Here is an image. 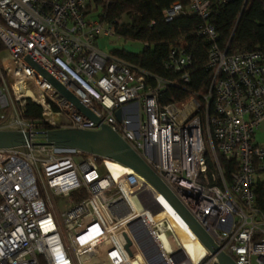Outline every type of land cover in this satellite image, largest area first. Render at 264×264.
<instances>
[{
	"label": "built area",
	"instance_id": "built-area-1",
	"mask_svg": "<svg viewBox=\"0 0 264 264\" xmlns=\"http://www.w3.org/2000/svg\"><path fill=\"white\" fill-rule=\"evenodd\" d=\"M110 1L0 0V41L7 54L0 66L8 77L1 80L0 130L30 138L25 147L0 149V264H40L39 257L46 264H88L100 251L102 264H218L204 246L193 263L171 220L184 232L187 223L140 175L130 170L131 176L117 184L106 167L109 161L63 154L43 144L50 130L17 113L16 106L23 107L27 99L42 109L51 130L94 132L100 125L58 95L25 63L26 57L141 158L218 252L235 264H264V213L254 194L255 183H264V146L254 140L264 123V51L229 53L220 47L211 7L233 0L171 4L162 12L166 23L188 15L202 21L196 33L208 46L206 70L212 78L206 94L161 105L159 96L176 82L100 49L101 38L116 37L117 21L109 22L104 11ZM6 60L18 79L48 91L39 100L17 97ZM192 65V54L174 47L165 68L179 75L178 85L187 90ZM219 157L235 164L228 181ZM79 191L85 197L72 202L69 195ZM61 200L63 212L57 205ZM165 236L173 237L176 248L166 246Z\"/></svg>",
	"mask_w": 264,
	"mask_h": 264
},
{
	"label": "trees",
	"instance_id": "trees-1",
	"mask_svg": "<svg viewBox=\"0 0 264 264\" xmlns=\"http://www.w3.org/2000/svg\"><path fill=\"white\" fill-rule=\"evenodd\" d=\"M175 2L182 6L188 5V0H111L104 10L109 22L117 21L116 37L131 46L113 49L110 54L151 75L176 82V86L166 88L159 96L161 105L184 102L191 93L206 94L212 78V74L206 70L208 46L196 33L202 21L191 15L171 23L163 20L162 12ZM212 6L213 16L210 22L218 31L221 48L228 47L229 53L264 51V0H233L222 6ZM174 47L185 49L193 57L191 83L187 90L178 85L179 75L165 68L169 52ZM4 51L5 46L0 41V53ZM2 79L7 82L8 77L0 66V88ZM148 82L153 84L150 80ZM16 109L21 120L37 123L46 130L52 129L43 120L42 109L29 99L23 107L17 105ZM52 109L54 112L58 111L54 105ZM219 163L228 181L235 171V164L221 157ZM254 194L255 204L264 213L263 182L255 183ZM84 197L82 191L69 195L72 202H79ZM39 262L46 264L43 257H39Z\"/></svg>",
	"mask_w": 264,
	"mask_h": 264
},
{
	"label": "water",
	"instance_id": "water-1",
	"mask_svg": "<svg viewBox=\"0 0 264 264\" xmlns=\"http://www.w3.org/2000/svg\"><path fill=\"white\" fill-rule=\"evenodd\" d=\"M25 63L40 75L61 97L70 102L82 115L100 125V129L87 132L75 129H55L44 135V145L53 147L58 151L80 152L116 163L129 169L144 178L157 192L162 193L172 204L174 209L185 220L188 227L195 234L199 242L212 254H216L218 264H235L234 261L222 252H218L211 237L196 222L189 212L181 205L176 197L169 192L160 180L153 174L141 158L135 154L127 144L91 112L74 96H72L59 82L51 77L31 58L26 57ZM121 121L120 112L115 114ZM29 134L21 131L0 130V149H16L25 147L29 141ZM129 245V242L127 243Z\"/></svg>",
	"mask_w": 264,
	"mask_h": 264
},
{
	"label": "bare ground",
	"instance_id": "bare-ground-1",
	"mask_svg": "<svg viewBox=\"0 0 264 264\" xmlns=\"http://www.w3.org/2000/svg\"><path fill=\"white\" fill-rule=\"evenodd\" d=\"M0 57H2L4 59V61H5V59L7 58V54L4 52V53L0 54ZM5 68H6V71L9 73L11 85H12V87L14 88V90H15V92L17 94L19 92H21V91L22 92H27L26 93L27 97H31V98H33L35 100H37V99L39 100L40 96H41V93L45 92V91H48L46 86L38 87L37 85L33 86L31 88H28V89H24L23 87H21L19 85L18 81L20 79H18V77L14 76L12 67L8 63L7 60H6V63H5ZM107 164H108V162H107ZM112 165H117V166H115V168L111 169L114 172H115V170H122V169L123 170H127V171L130 172L129 169H126V168H124V167H122V166H120V165H118L116 163L112 162ZM106 167L108 169V166H106ZM120 168H122V169H120ZM108 171L110 172V175H111L112 179L114 180L111 171L109 169H108ZM131 198L133 199L132 196H131ZM170 212L173 213V210L170 209ZM171 222H172V225H173V227H172L173 228V233L178 238V241H179V243L181 245L182 250H184V252H186V254H188V256L193 260V263H196L197 262V258L200 257L201 254L204 252L203 245L199 242L197 237L191 232L189 227H187L184 222H183V225L186 227V229H187L186 231L187 232L182 231L180 229V227L177 226L174 223L173 219L171 220ZM172 236H165L163 238V242H165L167 247H172L174 249V248H176V244H175L174 239H173ZM102 259H103V254L100 251L99 255L96 258L91 259V260L88 261L89 262L88 264H102L103 263L101 261Z\"/></svg>",
	"mask_w": 264,
	"mask_h": 264
},
{
	"label": "rangeland",
	"instance_id": "rangeland-1",
	"mask_svg": "<svg viewBox=\"0 0 264 264\" xmlns=\"http://www.w3.org/2000/svg\"><path fill=\"white\" fill-rule=\"evenodd\" d=\"M93 19H97V15L95 17H93ZM100 41L102 44L100 46V49L106 54H109L113 49H120L124 46H130L129 44L126 45L121 39H118L117 37L101 38ZM18 83L24 89H28V88H31L34 86V85H32V83L30 81L25 80V79H20L18 81ZM17 95H18L17 97H19V95H26V94H24L23 92H19ZM11 97H12V99H14L13 94ZM30 101H32V99H30ZM254 140H255L256 144H258L260 146H264V123L255 131ZM107 166H108V169L112 173V176L115 180V183H117V184L123 183V181H122L123 177L127 176L124 173V171H126V170L123 171V169L120 168L122 170H115V172H114L111 169L115 168V166H113L112 164H108ZM57 205H58V209L60 212H63L66 210V204H65L64 200L58 201Z\"/></svg>",
	"mask_w": 264,
	"mask_h": 264
},
{
	"label": "crops",
	"instance_id": "crops-1",
	"mask_svg": "<svg viewBox=\"0 0 264 264\" xmlns=\"http://www.w3.org/2000/svg\"><path fill=\"white\" fill-rule=\"evenodd\" d=\"M102 45V44H101ZM5 52V51H4ZM4 52H2V53H4ZM2 53H0V54H2ZM110 54V53H109ZM1 59H3L2 57H1ZM124 171V170H123ZM124 173L126 174V175H129L128 177H130L131 176V172H129V171H124Z\"/></svg>",
	"mask_w": 264,
	"mask_h": 264
}]
</instances>
